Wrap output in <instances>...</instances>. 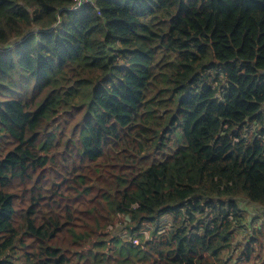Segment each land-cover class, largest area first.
Instances as JSON below:
<instances>
[{
    "label": "trees",
    "instance_id": "1",
    "mask_svg": "<svg viewBox=\"0 0 264 264\" xmlns=\"http://www.w3.org/2000/svg\"><path fill=\"white\" fill-rule=\"evenodd\" d=\"M73 3L0 0V264H264V0Z\"/></svg>",
    "mask_w": 264,
    "mask_h": 264
},
{
    "label": "rangeland",
    "instance_id": "2",
    "mask_svg": "<svg viewBox=\"0 0 264 264\" xmlns=\"http://www.w3.org/2000/svg\"><path fill=\"white\" fill-rule=\"evenodd\" d=\"M261 209H262V211H260V210L257 211L256 209H254L252 204H248V206H247V208H246L244 213H245L246 217H249L251 215L252 219L253 218H257L256 220H259V217H261L264 214V207H262ZM123 230H125L124 227L121 228V231L125 232ZM262 254H263V259H264V249L262 251Z\"/></svg>",
    "mask_w": 264,
    "mask_h": 264
},
{
    "label": "built area",
    "instance_id": "3",
    "mask_svg": "<svg viewBox=\"0 0 264 264\" xmlns=\"http://www.w3.org/2000/svg\"><path fill=\"white\" fill-rule=\"evenodd\" d=\"M92 0H74V3L71 5V11H78L81 9L85 4L91 2ZM137 243V240H134Z\"/></svg>",
    "mask_w": 264,
    "mask_h": 264
}]
</instances>
